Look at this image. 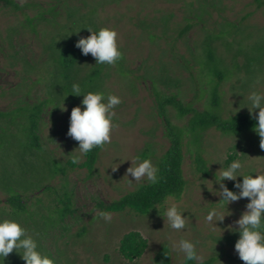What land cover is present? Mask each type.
Listing matches in <instances>:
<instances>
[{"label": "rangeland", "instance_id": "rangeland-1", "mask_svg": "<svg viewBox=\"0 0 264 264\" xmlns=\"http://www.w3.org/2000/svg\"><path fill=\"white\" fill-rule=\"evenodd\" d=\"M13 1L19 8L0 0V222H19L55 264H153L164 244L171 264H183L184 254L173 247L181 239L195 243L202 260L214 258L211 264H245L235 250L236 221L250 198L227 205L207 185L218 190L216 173L237 159L244 175L264 173L259 134L254 128L234 133L215 125L196 131L190 123L194 110L182 114L169 103L160 108L159 102L162 95H174L184 106L221 118L240 111L253 115L248 97L264 93V0ZM106 26L119 33L123 58L115 65L96 64L76 47L92 34L89 28L98 32ZM64 47L77 53L71 82L57 62ZM96 69L95 83L80 82ZM73 85H79L80 95L72 94ZM89 92L122 99L115 108L119 127L94 171L75 167L62 174L59 168L80 155L78 141L67 133L72 109H83ZM35 105L39 148L29 150V113ZM169 127L181 138L185 186L178 197L167 198L187 209L186 227L177 231L165 225V200L146 214L109 212L112 220L106 222L97 203L148 183L125 174L131 159H151L156 166L169 145ZM12 194L21 199L22 211L10 204ZM65 205L69 211L60 216ZM213 208L231 213L214 227L206 222ZM128 231L143 233L147 241L143 254L132 260L118 249ZM0 264L26 261L14 250L0 256Z\"/></svg>", "mask_w": 264, "mask_h": 264}, {"label": "clouds", "instance_id": "clouds-1", "mask_svg": "<svg viewBox=\"0 0 264 264\" xmlns=\"http://www.w3.org/2000/svg\"><path fill=\"white\" fill-rule=\"evenodd\" d=\"M82 37L77 41L76 47L82 49L84 55L91 54L96 59V64L115 65L123 58V53L118 42V30L112 27H102L98 32ZM79 32V31H77ZM72 94L80 95L79 85H73ZM248 100L250 101V112L257 119L254 130L260 136V148L264 149V93L253 91ZM122 103V99L117 95L108 94L105 97L103 92H89L84 94L82 104L83 109L76 106L71 111L70 127L68 136L78 141L80 155L72 157L73 163H79L82 156L89 153L96 147L103 148L112 142V134L119 127L115 123V108ZM67 111L63 104L60 107ZM259 109L258 117H255V110ZM132 165L127 169L126 177L132 176L134 181L147 179L151 184L158 182V168L152 163L151 159H145L142 162L132 160ZM243 165L239 159L234 160L229 167L221 168L216 173V181L220 188L214 189L213 184L208 187L214 194L221 196L219 202L226 203L240 200L241 198H250L246 205L247 210L242 214L236 224L239 225L238 231L240 238L235 244V250L239 258L245 264H264V173L259 170L256 176L244 175L241 172ZM118 167L112 168L116 171ZM124 176V177H125ZM238 176H243V181L237 182L235 187L241 189L240 192L230 190L223 182L225 179L236 180ZM133 180H129L131 183ZM164 204L167 206L162 215L165 218V225L174 230H182L186 227L187 217L180 209L179 205L166 198ZM156 208L159 209V206ZM213 208L206 216V222L210 226H215L217 221H223L226 215ZM98 215L106 222H111L112 214L109 212H99ZM231 227V226H230ZM143 235V233H141ZM173 247L182 252L187 260L202 261L198 254L196 244L188 239H181ZM21 254L26 264H55V259L47 254L38 251L37 241L27 233V230L15 220H4L0 222V256L6 258L13 251Z\"/></svg>", "mask_w": 264, "mask_h": 264}, {"label": "trees", "instance_id": "trees-1", "mask_svg": "<svg viewBox=\"0 0 264 264\" xmlns=\"http://www.w3.org/2000/svg\"><path fill=\"white\" fill-rule=\"evenodd\" d=\"M5 2L12 6L13 8H19V6L13 0H5ZM190 24L184 26L179 32L182 34ZM58 64L64 68L63 78L66 79L70 76L73 79L74 75L72 74L74 63L77 59V53L74 50L68 48H60L57 54ZM72 69V70H71ZM98 69L96 71H91L87 78L81 83L87 82L89 84L95 83L94 78L97 76ZM221 77V75H218ZM71 82V80H70ZM92 86V85H91ZM160 108L165 104L169 103L177 107L180 113H185L190 110H194L192 116L190 117V123L193 130L203 129L209 125H215L217 128L222 131L228 132H240L242 130L254 128L257 124V119L253 115L245 111L236 112L228 117L221 118L217 114L202 110L197 111L194 108L184 106L177 99L174 98V95L166 96L162 95L160 99ZM39 106L35 105L34 109L29 113V124H28V133H27V143L26 147L29 150L32 148H39L37 135L34 132L36 116ZM167 120V118L165 117ZM168 123V122H167ZM173 127L168 128L169 134V145L165 148L161 154L156 159V167L158 168V182L155 184L144 183L139 185L136 189L127 192L125 195L119 199L113 200L110 203L98 202L97 206L101 211L104 212H122L125 210H131L135 213L146 214L156 205L163 203V201L169 197H178L184 186L185 179L182 174V144L181 138L178 132L172 130ZM195 131V132H196ZM149 145V144H148ZM102 148L96 147L91 150L86 155H83V159L79 163H73L72 159L68 160L65 166L60 167L59 170L62 174L66 173L67 168L73 169L75 167L85 168L88 173L94 171L98 159L100 157V151ZM143 155H146L143 153ZM237 182L242 180H237L235 182H230L227 184V187L236 192L238 188L235 187ZM10 204L15 210H21L24 208L21 199L16 194H12L8 197ZM69 211L68 206H63L60 209L59 215L62 216ZM147 247V241L141 237L137 231H128L122 237L119 243V252L124 256V258L132 260L136 257H140L144 250ZM153 264H171L170 258V249L168 245H162L155 252L153 258ZM215 259L210 257L205 260H202L200 264H211ZM183 264H198L194 260H187L184 257Z\"/></svg>", "mask_w": 264, "mask_h": 264}]
</instances>
